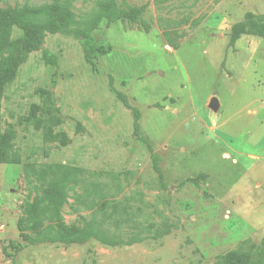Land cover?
I'll use <instances>...</instances> for the list:
<instances>
[{"label": "rangeland", "instance_id": "rangeland-1", "mask_svg": "<svg viewBox=\"0 0 264 264\" xmlns=\"http://www.w3.org/2000/svg\"><path fill=\"white\" fill-rule=\"evenodd\" d=\"M54 5L99 18L111 52L95 70L77 39L43 31L41 48L13 46L17 29L0 47V70H16L0 100V264H222L264 241V0H0L11 12ZM109 7L124 17L108 23ZM59 225L101 240L5 258L3 243Z\"/></svg>", "mask_w": 264, "mask_h": 264}, {"label": "trees", "instance_id": "trees-1", "mask_svg": "<svg viewBox=\"0 0 264 264\" xmlns=\"http://www.w3.org/2000/svg\"><path fill=\"white\" fill-rule=\"evenodd\" d=\"M123 17L122 14H117L112 7L107 8L103 16V18L107 19L108 23H113ZM259 19L264 22V16ZM99 23L100 19L96 17L88 20L86 24L77 21L75 15L67 5L47 6L40 9H25L20 12L0 9V47L3 48L9 44L14 29L20 30L23 33V38L12 42L11 45L13 46L19 43H34L36 47L41 48L42 44L36 38L40 32L46 31L52 34L61 33L66 36H71L80 42L85 61L96 70L97 61L111 52L110 46L99 45L97 42L94 30L98 27ZM254 27L256 28V32L264 37V30H262L264 29V23L261 28L256 26V24ZM245 32L244 25L237 24L233 28V39L238 38ZM43 57L48 65L58 64V56L47 49H43ZM15 76L16 70L14 69L4 67L0 70V100L2 99L5 88L14 80ZM124 103L134 112V134L137 140L147 144L138 123V110L131 107L126 100ZM5 138L6 136L0 138V156L3 157V162L8 159V156L5 154L6 150L2 148ZM150 151L152 152L153 169L158 175L160 183L165 188L162 158L159 154L154 153L152 149ZM61 194V186H58V189H51L47 192L46 200L49 203L47 208L51 206L50 209L53 210V215L56 214L60 205L59 199ZM37 210V205H34L32 222L35 231H39L43 227L41 215ZM51 221L54 220L51 219ZM95 239L101 240L95 229L68 230L63 225H59L56 229L51 226L44 229L43 233L38 234L36 237L8 240L3 243L2 251L8 261H15L17 256L29 247L52 243L82 246ZM220 261L222 264H264V241L260 244L249 243L245 252H230L220 256Z\"/></svg>", "mask_w": 264, "mask_h": 264}, {"label": "water", "instance_id": "water-1", "mask_svg": "<svg viewBox=\"0 0 264 264\" xmlns=\"http://www.w3.org/2000/svg\"><path fill=\"white\" fill-rule=\"evenodd\" d=\"M216 94H217V92H214V95H216ZM210 102H211V104L216 105L218 103V99L216 97H213Z\"/></svg>", "mask_w": 264, "mask_h": 264}]
</instances>
